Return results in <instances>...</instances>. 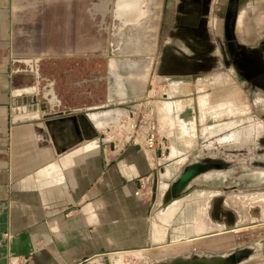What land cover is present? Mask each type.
Listing matches in <instances>:
<instances>
[{
  "label": "rangeland",
  "instance_id": "rangeland-1",
  "mask_svg": "<svg viewBox=\"0 0 264 264\" xmlns=\"http://www.w3.org/2000/svg\"><path fill=\"white\" fill-rule=\"evenodd\" d=\"M91 2L99 0H37L27 7L23 28L29 31V43L37 55L13 57L12 66L27 84L34 83V71H37L39 81L34 90L39 91L48 84L49 88L63 90L66 96H90L97 104V112L118 109L114 119L107 118L108 122L98 128V136L103 140L100 148L104 153L115 154L124 141L136 140L142 146L145 131L150 130V124L154 125L159 149L153 151L150 160L153 172L148 178L152 241L145 250H136L134 257H152L148 261L154 263L192 255L226 257L243 251L232 264H260L264 253V215H260L261 223L207 233L214 227L205 224L202 203L206 192L212 188L224 190V199L230 201L233 196L248 193L245 191H251V188L259 192L257 197L264 198V149L257 148L255 139L258 131L264 130V101L258 100L259 107L256 103L259 98L264 100V89L260 88L263 86L236 72L227 50L222 51V66H216L215 61L212 64L208 56L207 69L213 73L209 77L168 76L166 82L155 69L157 44L161 40L156 34L164 13V0H139L137 6L142 12L123 22L112 15L114 0L106 2L103 13L96 9L90 16L86 7H91ZM56 25L64 26V30H57ZM46 31L54 37L57 32L58 36L63 32L65 42L74 34L82 51L90 47L93 53L77 55L72 61L66 59L65 65L54 66V56L40 53L47 45L46 34H42ZM108 44L114 48V65L111 67L105 53ZM22 58H30L28 61L32 66L24 63ZM113 72L123 81L121 96L115 91ZM262 74L264 70H261ZM259 78L264 79L263 76ZM26 103H32L31 99L21 98L20 104ZM227 135H233V140H243L233 144L217 142L229 140L224 139ZM223 145L231 151L237 150L230 151L237 156L238 162L232 166L228 180L221 184L203 181L200 189L193 188L177 200L172 213L170 206H160V196L167 181L178 173L191 155L218 154L223 152ZM164 146L168 148L169 159H164ZM173 161L175 163L171 164ZM169 164L174 167L172 171L166 167ZM246 196L247 201L252 197ZM232 206L244 215L241 222L253 219L245 208ZM243 207H247V203Z\"/></svg>",
  "mask_w": 264,
  "mask_h": 264
},
{
  "label": "crops",
  "instance_id": "crops-1",
  "mask_svg": "<svg viewBox=\"0 0 264 264\" xmlns=\"http://www.w3.org/2000/svg\"><path fill=\"white\" fill-rule=\"evenodd\" d=\"M36 1L0 0V264H73L100 250H145L152 241V204L133 191L138 179L150 178L152 163L136 143L122 142L115 154L100 148L98 128L119 110L97 112L90 96H66L48 84L39 91L20 90L30 84L12 60L37 55L23 28L26 8ZM234 2L237 41L248 49L264 47V0ZM92 3L86 7L90 16L96 11ZM60 33H42L47 45L40 53L54 56L52 65L93 51H82L74 34L65 42ZM29 95L44 104L45 112L12 108ZM258 100L264 101L257 99V107Z\"/></svg>",
  "mask_w": 264,
  "mask_h": 264
},
{
  "label": "flooded vegetation",
  "instance_id": "flooded-vegetation-1",
  "mask_svg": "<svg viewBox=\"0 0 264 264\" xmlns=\"http://www.w3.org/2000/svg\"><path fill=\"white\" fill-rule=\"evenodd\" d=\"M106 1L93 2L92 7L102 12ZM234 6V0H227L225 4L222 0H164V13L156 34L161 40H158L155 60V69L163 80L167 82L168 76L207 78L213 74L207 69L208 56L212 64L215 61L216 66H222V51L227 50L236 72L250 77L264 89V79L259 78L264 77V74L260 75L264 70V47L248 49L237 41L232 32ZM113 49L108 44L106 52ZM113 57V53L108 54V61H114ZM114 77L115 91L122 95L124 85L116 73Z\"/></svg>",
  "mask_w": 264,
  "mask_h": 264
},
{
  "label": "bare ground",
  "instance_id": "bare-ground-1",
  "mask_svg": "<svg viewBox=\"0 0 264 264\" xmlns=\"http://www.w3.org/2000/svg\"><path fill=\"white\" fill-rule=\"evenodd\" d=\"M138 2H139V0H114V6L115 7L113 8L112 15L117 17L118 19H120L122 22L125 21L126 19L128 21L134 15H137V12H142V10L140 8H138V6H137ZM101 13H103V12H101ZM105 53L112 55L111 51H109L108 53L107 52H105ZM27 60L28 59H26V58L22 59V61L25 63H28ZM109 61H111V60H109ZM111 63H112V65H114V61H111ZM30 66H32V64ZM35 74L37 75L36 71H34V75ZM114 74H115V72H114ZM122 84H123V81H122ZM35 88H36V83H33V84H30L29 86H25L24 88H21L20 90L23 89L25 91H31L33 89L32 91H34ZM20 90H16V91H20ZM29 98L32 99V96L29 95ZM31 106H33V108H31L33 110V113L35 112L33 115H36L38 112L41 111V108H40L38 102L33 103V104L29 103L28 105H24V108H28V107L30 108ZM27 112H29V110ZM24 113H26V112L24 111ZM227 137L228 138H224V139H229L231 141L234 139V138H232L233 135H227ZM236 137H238V135L235 136V138ZM237 139L238 138H236L232 142H226L229 140H223V141H217V142H219V143L223 142V144H233L234 141L237 142V141H240V139L243 140L242 138H240L239 140H237ZM255 139H256L257 148L264 149V130L263 131L259 130ZM134 142L138 143V141H136V140H134ZM144 151L146 152L147 157L150 160H152L153 159L152 153H149L148 150H146V148ZM230 151H231V149H228L227 145H223V152L221 151V153H218V154H214V153L213 154H199V153L197 154L196 153V154L191 155V157L188 160L197 159V157H203L206 155H211L213 157H216V158H219V159H222L225 161H230V165H228L225 168L211 169L209 171H206V172L200 174L195 179V182L196 181L197 182H203V181L206 182L207 181L208 183L213 182L215 184H221V183H224V181L228 180L227 178H230V175L232 172V166L238 162L237 156L230 154ZM235 151H237V150H233V151H231V153H234ZM168 157H169L168 148L165 147L164 159L168 158ZM175 176H173L171 179H173ZM198 189H200V188H198ZM254 189L255 188H251V189H249L251 191H245L248 193H241V194H237L235 196H233L234 195L233 194L231 201L227 198V199H223L221 203H218L216 201V199H219L218 197L220 196L219 195L220 193H222L224 195V193H225L224 190L217 189V188L209 189L206 192V195H205L206 198H205L204 202L202 203L203 204L202 213H203V215H205L204 216L205 218L203 217L205 219L204 220L205 224L206 225H212L214 228L212 230H207V232H209V231L220 232L221 228L229 227V226H232V228H229L228 230H233V229L245 227L247 225L248 226L252 225V224L244 225V224H241L244 222H239L240 219L242 218V216H244V215H242L240 213L241 210L239 211L238 208L233 207L232 204L239 206V208H245V210L248 211V215L250 214L251 218H253V219L255 218L256 220H259L260 218H262V217H260V215H262V214L264 215V198L262 199L260 197H257V194L259 192L258 191L256 192ZM203 190L201 191L202 193L205 192ZM164 191H165V189H164ZM164 191H163L162 195L160 196L161 199L164 195ZM247 194L248 195L250 194V196H252L249 201H247V199H246ZM184 197H182V198H184ZM223 198H225V197L223 196ZM179 199H181V198L176 197V198L172 199L165 206H163V208L170 206V208H172V210L171 211L168 210V211H170L172 213V211L175 210L173 208H175L177 206V204H178L177 200H179ZM238 203H240V204H238ZM245 203H247V207H243L245 205ZM225 207L231 209V211L229 210V211L225 212ZM221 209L223 210V213H220V211H219V214H218L217 213L218 210H221ZM257 223H261V221H258ZM177 241H179V240H177ZM174 242H176V241H174ZM153 246H155V245H153ZM135 251L136 250L121 251V252H110V253L105 252L103 255H107V257L110 259V264H126L122 261L121 255L123 253L124 254L129 253V254H132V256H135V254H137Z\"/></svg>",
  "mask_w": 264,
  "mask_h": 264
},
{
  "label": "water",
  "instance_id": "water-1",
  "mask_svg": "<svg viewBox=\"0 0 264 264\" xmlns=\"http://www.w3.org/2000/svg\"><path fill=\"white\" fill-rule=\"evenodd\" d=\"M33 100H34V97L32 96L31 101ZM39 106L41 108V111L45 112V106L42 102L39 103ZM54 114H58V113H54ZM228 165H230V161H225V160L213 157L211 155L197 157V159L186 161L185 163L181 165V168L179 169L177 175L173 179H169L167 181L164 195L160 201L161 202L160 206H165L172 199L176 197H182L183 195L187 194L189 190L193 188L198 189L202 185H204L203 182H197V181L195 182V179L200 174L206 171H209L211 169H222V168L227 167ZM219 195H220L218 197L219 199H216V201L218 203H221L222 200L224 199L223 198L224 195L222 193H220ZM229 210L231 211V209L225 207V212ZM219 211L220 213H223L222 209L218 210L217 212L218 214H219ZM258 221L260 220L252 219L249 222H244L241 224H244V225L254 224V223H257ZM229 228H232V226L223 227L220 229V231L228 230ZM209 232H212V231H209ZM242 254H243V251H236L233 254H230L226 257L214 256V257L208 258V257H203V256H197V255H192L188 257H173L172 259H169L168 261L161 260V261L156 262L155 264H232L235 260L239 259Z\"/></svg>",
  "mask_w": 264,
  "mask_h": 264
},
{
  "label": "built area",
  "instance_id": "built-area-1",
  "mask_svg": "<svg viewBox=\"0 0 264 264\" xmlns=\"http://www.w3.org/2000/svg\"><path fill=\"white\" fill-rule=\"evenodd\" d=\"M33 104L34 102L31 101ZM29 103H26V105ZM23 106L22 108H24V104H20L19 101H15L14 104L12 105V108L15 107L18 110V106ZM30 108H33L32 106ZM149 129H147L143 135V140H142V146L140 145V147H142L143 150H148L149 153H152L153 155V151L156 150V152L158 151L159 147L157 146V142L155 141V128L153 124H150L148 126ZM132 143H136L134 142V140L132 141ZM137 144V143H136ZM135 194L140 195V196H148L150 195L151 191H150V186L148 185V177L144 178L142 180L137 181V187L134 189L133 191ZM105 252L104 250H100L97 251L96 253H93L92 255L88 256V257H84L82 259L77 260L76 262H74L73 264H110V259L107 257V255H103ZM149 258L152 257H148V258H135L134 256H122V261L126 264H155L158 261H155L153 263V261H148ZM153 259V258H152ZM157 260V259H156Z\"/></svg>",
  "mask_w": 264,
  "mask_h": 264
}]
</instances>
